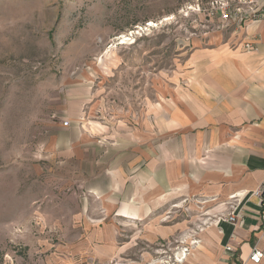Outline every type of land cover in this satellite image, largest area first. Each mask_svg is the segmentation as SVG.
Masks as SVG:
<instances>
[{
  "label": "rangeland",
  "instance_id": "obj_1",
  "mask_svg": "<svg viewBox=\"0 0 264 264\" xmlns=\"http://www.w3.org/2000/svg\"><path fill=\"white\" fill-rule=\"evenodd\" d=\"M212 1L0 0V264H39L59 243L56 222L71 229L72 216L86 212L82 203L106 197L48 155L42 132L60 109L57 92H87L84 123L105 142L147 134L159 120L167 148L184 134L167 127L169 117L176 124L185 117L169 111L168 94L189 88L197 51L237 40L245 26L222 22ZM161 200L158 226L175 228L173 255L185 247L190 254L212 223L206 200L182 193Z\"/></svg>",
  "mask_w": 264,
  "mask_h": 264
},
{
  "label": "crops",
  "instance_id": "obj_2",
  "mask_svg": "<svg viewBox=\"0 0 264 264\" xmlns=\"http://www.w3.org/2000/svg\"><path fill=\"white\" fill-rule=\"evenodd\" d=\"M235 35V41L197 51L189 88L168 94L169 111L185 117L180 124L175 114L169 117L167 127L184 134L167 148L161 149L159 120L147 134L105 142L84 123L87 92H57L59 116L51 114L42 132L48 155L71 167L72 180L78 172L83 186L97 193L103 188L106 197L82 203L86 212L72 216L71 229L58 220L59 243L39 264H165L164 252L167 259L174 254L175 228L161 229L157 211L161 197L176 193L205 199L212 221L182 264L246 262L255 245L264 248V16ZM259 188L260 198L254 195ZM233 209L236 224L225 219ZM134 226L141 229L134 233ZM160 239L169 241L167 249L156 245Z\"/></svg>",
  "mask_w": 264,
  "mask_h": 264
},
{
  "label": "built area",
  "instance_id": "obj_3",
  "mask_svg": "<svg viewBox=\"0 0 264 264\" xmlns=\"http://www.w3.org/2000/svg\"><path fill=\"white\" fill-rule=\"evenodd\" d=\"M211 5L214 11L220 14L221 21L227 25L241 26L249 22L259 21L264 16V0H213ZM246 47L248 49L252 48L251 45H246ZM69 124V121L63 122L64 126H69ZM262 193L263 189L259 188L254 192V195L260 198ZM225 219L232 224H236L238 220L235 215V210L233 209L230 211ZM182 251H186L188 254L187 247H185ZM227 251H233V248L228 246ZM173 256L169 259L165 256L162 262L165 264H179L177 262V255ZM247 263L264 264V248H260L255 245L246 262H240L236 259L232 264Z\"/></svg>",
  "mask_w": 264,
  "mask_h": 264
},
{
  "label": "bare ground",
  "instance_id": "obj_4",
  "mask_svg": "<svg viewBox=\"0 0 264 264\" xmlns=\"http://www.w3.org/2000/svg\"><path fill=\"white\" fill-rule=\"evenodd\" d=\"M195 244V243H194ZM186 251H183V252H181L179 255H178V257H177V262L178 263H182V262H184V260H185V258L187 257V252L185 253ZM180 263V264H181Z\"/></svg>",
  "mask_w": 264,
  "mask_h": 264
}]
</instances>
